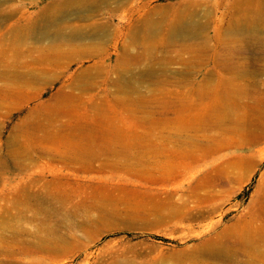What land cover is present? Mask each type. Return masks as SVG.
I'll list each match as a JSON object with an SVG mask.
<instances>
[{
	"label": "rangeland",
	"instance_id": "374dc122",
	"mask_svg": "<svg viewBox=\"0 0 264 264\" xmlns=\"http://www.w3.org/2000/svg\"><path fill=\"white\" fill-rule=\"evenodd\" d=\"M58 1L0 0V264H264V0Z\"/></svg>",
	"mask_w": 264,
	"mask_h": 264
},
{
	"label": "bare ground",
	"instance_id": "6f19581e",
	"mask_svg": "<svg viewBox=\"0 0 264 264\" xmlns=\"http://www.w3.org/2000/svg\"><path fill=\"white\" fill-rule=\"evenodd\" d=\"M83 0H59L58 2H55V4L59 5V9L61 11L63 10H67L68 6H72L75 3H77L78 5H82L84 6H95L98 3V0H86V3L82 2ZM100 2V1H99ZM99 4V3H98ZM49 6V5H48ZM47 6V7H48ZM52 6V5H51ZM46 7V8H47ZM54 8V7H53ZM58 9V8H57ZM116 9L118 10L119 8L116 7ZM48 11V10H47ZM51 13V12H50ZM64 13V12H63ZM89 15V14H88ZM150 15V14H149ZM153 15V14H152ZM56 17V16H55ZM67 17V16H66ZM83 17V15L81 16ZM92 17V16H91ZM191 17V18H190ZM48 18V17H47ZM104 18V17H103ZM106 19L108 18L105 17ZM148 18V16H147ZM57 20V19H56ZM102 18L97 19L95 21H93L92 23H89V27H90V31L94 32L96 35L99 36H104L105 33L103 32L106 28V25L104 24V21H101ZM193 20V21H192ZM162 20H159L158 23L153 24L151 23L152 21L145 19L142 21L143 25L145 26V29L148 33V35H153L157 29L160 27ZM42 22V21H41ZM59 23V22H58ZM138 25H141V23H139ZM47 26V25H45ZM170 26H172L170 28L171 31H173L176 35L182 36V37H188L192 34V32L194 31V29L197 28L198 26V22L192 18L191 15L186 14V12H179L178 15L176 16V18L173 20V22H171ZM58 30V29H57ZM63 30V29H62ZM74 31V34H77L78 30L80 29H76L73 28L72 29ZM65 33V32H64ZM65 36V35H64ZM78 37V36H77ZM66 38V37H65ZM59 40V39H58ZM69 41V40H68ZM54 42V41H53ZM60 42V41H59ZM67 42V41H66ZM64 43V42H63ZM209 253H211L212 255H217V254H223V253H228L226 252L225 248L223 246H220L219 248H215L213 250L208 251ZM207 251H205L204 253H208ZM232 254V253H229ZM237 257V256H236ZM240 258V257H239ZM237 257V259H239ZM242 259V258H240ZM243 260V259H242ZM241 264H247V263H241Z\"/></svg>",
	"mask_w": 264,
	"mask_h": 264
}]
</instances>
